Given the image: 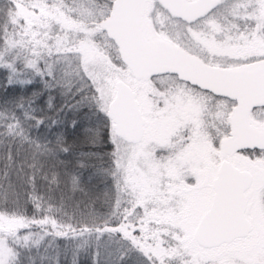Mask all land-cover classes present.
Segmentation results:
<instances>
[{
	"label": "snow or ice",
	"instance_id": "6c2138e0",
	"mask_svg": "<svg viewBox=\"0 0 264 264\" xmlns=\"http://www.w3.org/2000/svg\"><path fill=\"white\" fill-rule=\"evenodd\" d=\"M0 73V264H264V0H0Z\"/></svg>",
	"mask_w": 264,
	"mask_h": 264
},
{
	"label": "trees",
	"instance_id": "16d2710c",
	"mask_svg": "<svg viewBox=\"0 0 264 264\" xmlns=\"http://www.w3.org/2000/svg\"><path fill=\"white\" fill-rule=\"evenodd\" d=\"M3 73H0V98H2L5 94L12 96V95H22L23 90L20 88H14V87H9L7 89V92H5V89L3 88ZM73 119V114L68 113L65 117L66 124L67 126L64 128H60L58 130L63 131L67 141L69 144L76 145L78 148L86 150L83 144V129L85 125H81L80 128L78 129H73L71 127V120ZM72 159V158H70ZM84 176H88V171H84ZM61 264H71V256L69 255L67 259L64 257H61ZM79 264H92V258H86V257H79Z\"/></svg>",
	"mask_w": 264,
	"mask_h": 264
}]
</instances>
